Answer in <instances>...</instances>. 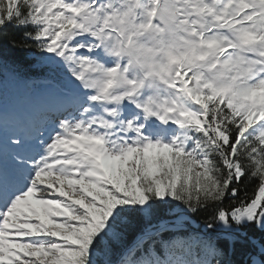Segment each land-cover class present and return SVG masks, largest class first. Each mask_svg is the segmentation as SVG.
<instances>
[{"label": "snow or ice", "instance_id": "obj_1", "mask_svg": "<svg viewBox=\"0 0 264 264\" xmlns=\"http://www.w3.org/2000/svg\"><path fill=\"white\" fill-rule=\"evenodd\" d=\"M0 264H264V0H0Z\"/></svg>", "mask_w": 264, "mask_h": 264}, {"label": "rangeland", "instance_id": "obj_2", "mask_svg": "<svg viewBox=\"0 0 264 264\" xmlns=\"http://www.w3.org/2000/svg\"><path fill=\"white\" fill-rule=\"evenodd\" d=\"M21 93H22V89L20 90H16L15 91V95L13 97V100H8L7 102L5 103H2L3 105V108L5 111H8V112H16L19 116H21V112L24 111L21 107V102L19 101L22 97H21ZM28 103V108H34L36 107V105L32 102V100L30 99V96L27 97V100Z\"/></svg>", "mask_w": 264, "mask_h": 264}, {"label": "trees", "instance_id": "obj_3", "mask_svg": "<svg viewBox=\"0 0 264 264\" xmlns=\"http://www.w3.org/2000/svg\"><path fill=\"white\" fill-rule=\"evenodd\" d=\"M22 88L18 87L17 85L13 84L10 81L5 82L4 90H3V97H2V103L7 102L9 99H11L16 90H20ZM30 93H27L25 90L22 89L21 97L23 98L25 95H28Z\"/></svg>", "mask_w": 264, "mask_h": 264}]
</instances>
